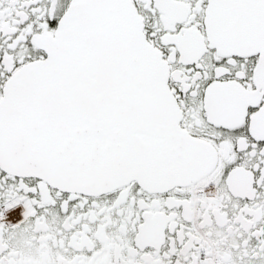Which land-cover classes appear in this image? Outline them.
<instances>
[{"label":"snow or ice","instance_id":"6c2138e0","mask_svg":"<svg viewBox=\"0 0 264 264\" xmlns=\"http://www.w3.org/2000/svg\"><path fill=\"white\" fill-rule=\"evenodd\" d=\"M0 264H264V0H0Z\"/></svg>","mask_w":264,"mask_h":264}]
</instances>
